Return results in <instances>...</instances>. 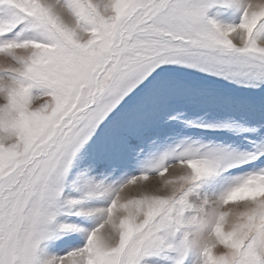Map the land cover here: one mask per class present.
Here are the masks:
<instances>
[{
    "label": "snow or ice",
    "instance_id": "1",
    "mask_svg": "<svg viewBox=\"0 0 264 264\" xmlns=\"http://www.w3.org/2000/svg\"><path fill=\"white\" fill-rule=\"evenodd\" d=\"M0 264H264V0H0Z\"/></svg>",
    "mask_w": 264,
    "mask_h": 264
}]
</instances>
